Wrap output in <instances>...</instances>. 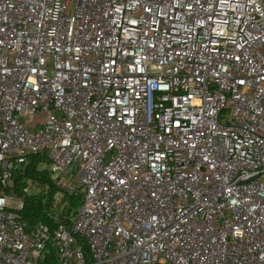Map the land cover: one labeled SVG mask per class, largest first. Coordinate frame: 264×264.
Here are the masks:
<instances>
[{
    "label": "built area",
    "instance_id": "1",
    "mask_svg": "<svg viewBox=\"0 0 264 264\" xmlns=\"http://www.w3.org/2000/svg\"><path fill=\"white\" fill-rule=\"evenodd\" d=\"M0 201V264H264V0H0Z\"/></svg>",
    "mask_w": 264,
    "mask_h": 264
},
{
    "label": "trees",
    "instance_id": "2",
    "mask_svg": "<svg viewBox=\"0 0 264 264\" xmlns=\"http://www.w3.org/2000/svg\"><path fill=\"white\" fill-rule=\"evenodd\" d=\"M45 163L44 159L40 156H31L29 162L24 169V176L37 178L41 186L44 188L41 189L40 193L34 194H25L24 195V208L22 210L21 216L26 220L30 225L35 224L36 222H44L48 224L51 228H54L57 222L51 217L53 211V204L51 202L52 195L55 191V185L53 184L52 179L50 178L47 169L43 167ZM22 175L18 177L17 185L15 186V191L20 189V181ZM46 187V188H45ZM55 189V190H54ZM70 207L64 209V214L66 216L70 215L72 211L78 206L80 202L79 196L69 197Z\"/></svg>",
    "mask_w": 264,
    "mask_h": 264
},
{
    "label": "rangeland",
    "instance_id": "3",
    "mask_svg": "<svg viewBox=\"0 0 264 264\" xmlns=\"http://www.w3.org/2000/svg\"><path fill=\"white\" fill-rule=\"evenodd\" d=\"M33 179H35V178H33ZM36 180H37V182L33 181V184L30 185L29 188H28V191H29L30 194L40 193L41 189L44 188L43 186H41V183H40V181L37 178H36ZM56 187H55V189H56ZM55 191L52 190V192H55Z\"/></svg>",
    "mask_w": 264,
    "mask_h": 264
},
{
    "label": "snow or ice",
    "instance_id": "4",
    "mask_svg": "<svg viewBox=\"0 0 264 264\" xmlns=\"http://www.w3.org/2000/svg\"><path fill=\"white\" fill-rule=\"evenodd\" d=\"M0 203H2V201H0Z\"/></svg>",
    "mask_w": 264,
    "mask_h": 264
}]
</instances>
